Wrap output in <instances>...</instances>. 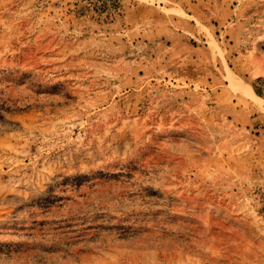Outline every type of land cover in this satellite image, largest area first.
Returning <instances> with one entry per match:
<instances>
[{
    "label": "rangeland",
    "instance_id": "obj_1",
    "mask_svg": "<svg viewBox=\"0 0 264 264\" xmlns=\"http://www.w3.org/2000/svg\"><path fill=\"white\" fill-rule=\"evenodd\" d=\"M86 4L0 0V264H264V0Z\"/></svg>",
    "mask_w": 264,
    "mask_h": 264
},
{
    "label": "trees",
    "instance_id": "obj_2",
    "mask_svg": "<svg viewBox=\"0 0 264 264\" xmlns=\"http://www.w3.org/2000/svg\"><path fill=\"white\" fill-rule=\"evenodd\" d=\"M83 1H86L87 4L82 7V12L92 11L105 20H113L120 9V0Z\"/></svg>",
    "mask_w": 264,
    "mask_h": 264
},
{
    "label": "bare ground",
    "instance_id": "obj_3",
    "mask_svg": "<svg viewBox=\"0 0 264 264\" xmlns=\"http://www.w3.org/2000/svg\"><path fill=\"white\" fill-rule=\"evenodd\" d=\"M234 80L235 79H233V78H230V83H231V85H232V87L234 88V89H236V90H238V87H237V85H239V84H235L234 83ZM244 94H246L247 96H249V97H251L252 98V100H254L255 102H256V104L258 105V107H260L263 111H264V102H263V100L254 92V90L253 89H251V88H249V89H246V88H244V89H240ZM239 91V90H238Z\"/></svg>",
    "mask_w": 264,
    "mask_h": 264
}]
</instances>
